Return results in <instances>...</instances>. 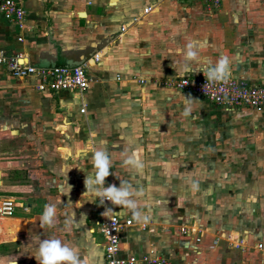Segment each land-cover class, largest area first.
<instances>
[{
    "label": "crops",
    "instance_id": "obj_1",
    "mask_svg": "<svg viewBox=\"0 0 264 264\" xmlns=\"http://www.w3.org/2000/svg\"><path fill=\"white\" fill-rule=\"evenodd\" d=\"M18 1L26 10L24 27L0 13V50L23 54L38 67L77 66L86 62L91 82L84 93L40 91L35 78L14 77L5 66H0V197L19 201L14 216L5 218L24 220L28 225L25 232H17L16 240L0 242V262L8 259L9 264L12 261L38 264L33 256L38 243L32 240L38 237L61 239L79 252L82 264H105V239L97 220L112 214L133 216L130 210L110 201L101 204L98 197L95 201H85L83 195L89 193L83 185L89 172L79 175L64 169L60 162L62 153L50 146L46 134L57 126L59 117L72 133L80 132L83 137V132H87L90 147L98 149L100 140L95 136L105 131L110 133L109 138L119 132L127 133L124 135L127 140H131L130 134L145 130L163 132L160 120L153 119L154 111L161 110L158 102H163L159 106L164 108L170 103L179 106V102L189 105V101L201 100L231 113L257 112L250 108L230 111L200 96L168 88L164 83L169 77L197 74L205 66L204 59L215 64L221 56H227L231 61V77L264 84V0H223L221 7L214 10H209L202 0ZM149 6L152 10L144 13ZM189 43L196 45L201 62H193L186 73H176L173 63L177 69L182 68ZM104 50L96 59L95 54ZM142 78L145 83L140 82ZM140 87H144L145 100L155 95L154 109L137 104L134 91ZM83 106H86L84 113L80 111ZM170 111L173 109L167 111L163 120L169 119ZM8 117L13 120L5 125L4 119L8 121ZM86 120L87 129L79 130L84 129ZM127 145L129 142L124 146ZM113 146L115 151L124 148L121 143ZM105 149L111 154L110 146ZM124 149L123 154L128 158L130 146ZM134 149L140 151L138 147ZM163 149L158 153L165 155ZM167 163L173 166L172 162ZM49 203L57 208V224L52 229L42 228L40 223L44 206ZM108 208L112 211L103 215ZM260 210L264 211V206L255 211ZM73 213L79 226L74 222L65 230V219ZM162 213L147 214L145 231L140 230L145 222L134 220V226L123 232L121 255L142 256L155 248L171 256L174 264H264L262 251L255 248L262 240L254 239L250 230H232V234L246 239L245 250L230 247L225 239L211 248L215 235L227 233V228L212 229L198 213L175 225L169 223L174 216L167 219ZM183 223H196L208 233L198 243L181 235L179 227ZM172 227L175 236L171 238L166 231L172 232Z\"/></svg>",
    "mask_w": 264,
    "mask_h": 264
},
{
    "label": "rangeland",
    "instance_id": "obj_2",
    "mask_svg": "<svg viewBox=\"0 0 264 264\" xmlns=\"http://www.w3.org/2000/svg\"><path fill=\"white\" fill-rule=\"evenodd\" d=\"M181 5L187 6L186 3ZM104 52L105 50L98 56H102ZM143 88L134 91L139 100L137 104L141 108L154 109L155 95L150 100H145ZM165 102L169 104L168 100ZM159 105L164 103L158 102L161 110L154 111L156 118L153 119L160 120L164 126L163 132L145 130L135 135L130 134L131 140H127L124 135L129 134L123 132L110 138V133L106 131L99 134V137L94 135L100 140L98 149L106 150V146L111 147V174L106 178V185L119 186L124 181L133 190L141 192L142 195L135 199L144 215L154 216L156 212H163L162 216L168 217L167 219L170 218L169 215L174 216L169 223L177 225L184 222L187 216L198 213L197 216L216 231L227 228L229 234L232 230L245 228L254 234V239L263 242L264 211L255 210L264 206V113H231L201 100L190 101L189 105L179 102V106H172L170 103L164 108ZM170 108L173 111L169 112V119L163 120ZM186 108H190L187 116L183 115ZM4 120L5 125H10L13 119L8 117V121L6 118ZM56 123L57 126L46 136L50 137V146L62 153L60 162L64 169L79 175L93 171L91 157L97 149L90 147L89 134L84 131L81 137L80 132L72 133L59 117ZM87 126L86 120L84 129L79 130H85ZM170 131L177 133L171 134ZM101 140L105 143L101 144ZM127 142L129 145L124 146ZM116 143H121L126 149L130 146V155L137 154L143 165L142 170L136 171L131 165L124 163L127 157L123 153L126 151L122 147L115 151L113 145ZM137 147L139 152L134 151ZM163 147L165 155L158 153ZM167 162H172L173 166L166 165ZM72 180L75 185L78 184L75 179ZM83 186L87 191L86 185ZM83 196L87 202L96 200L90 194ZM8 198L16 204L19 202L13 197ZM70 200L73 201L71 198ZM130 213L132 214L131 211ZM27 228V221L0 218V242L16 240L17 232H25ZM147 229L146 226L140 230ZM171 229L172 232L169 230L166 234L172 238L175 236V228ZM253 253L258 255L255 251ZM9 261L7 259L0 264H9ZM12 262L17 264L16 261Z\"/></svg>",
    "mask_w": 264,
    "mask_h": 264
},
{
    "label": "built area",
    "instance_id": "obj_3",
    "mask_svg": "<svg viewBox=\"0 0 264 264\" xmlns=\"http://www.w3.org/2000/svg\"><path fill=\"white\" fill-rule=\"evenodd\" d=\"M209 10L221 7L223 0H202ZM152 7H146L144 13H149ZM0 13L10 21L24 27L26 10L18 0H1ZM139 17L135 18L138 20ZM125 26L122 27L124 31ZM22 40V39H20ZM99 58L98 54L95 56ZM0 66H5L9 72L18 78L33 77L37 80L36 87L40 91H73L78 93L86 92L90 87L91 78L88 74V64L85 62L77 66H53L38 67L32 64L23 54H9L0 50ZM206 66V65H205ZM203 66V67H205ZM195 75H181L169 77L164 85L189 95L200 96L207 101L223 107L230 111L250 108L257 112H264V84H253L244 78L229 76L226 81H206L202 70ZM120 79V76H117ZM145 83V79L140 80ZM86 111V106L80 110ZM108 201H105V203ZM17 204L8 197H0V217H13ZM135 221L131 217H123L119 214H112L107 218L98 221L99 231L103 234L105 264H174L171 256L164 254L155 248H150L142 256L135 254L121 255L123 232L134 226ZM147 224L143 223L142 228ZM181 235L194 238L200 243L205 234L208 233L198 224L183 223L179 227ZM221 239L227 240L230 247L245 250L246 239L239 235L222 232L215 235L211 248H215ZM257 250L264 255V242L255 245Z\"/></svg>",
    "mask_w": 264,
    "mask_h": 264
},
{
    "label": "clouds",
    "instance_id": "obj_4",
    "mask_svg": "<svg viewBox=\"0 0 264 264\" xmlns=\"http://www.w3.org/2000/svg\"><path fill=\"white\" fill-rule=\"evenodd\" d=\"M184 61L180 69H177L173 63L176 73H186L191 70L193 62H201L199 51L195 44L189 43L187 45L184 53ZM230 63L231 61L227 56H221L215 64H212L208 59H204L203 64L206 66L203 67L202 72L206 77V81H226L230 76ZM189 114L190 108H186L183 115L187 116ZM91 163L94 170L89 172L85 179L86 192L94 198L98 197L101 200V204H104L105 201H110L112 205L124 210H130L133 219L137 223L147 222L149 217L142 214L135 199L136 196L142 195L141 192L133 190L132 186L124 181H121L119 186L115 184L106 186V178L111 174V159L109 153L104 149L95 150L91 157ZM124 163L131 165L136 171L142 170L143 167L136 153L128 156ZM110 211L112 209L108 208L103 215L107 216V213ZM74 222L78 227L79 223L75 220V213L65 219V230H69ZM40 223L42 228L52 229L56 227L57 208L54 203H49L44 206V210L40 216ZM32 240L38 243L37 251L33 255L38 264H82L79 252L59 238L39 239L38 237H32Z\"/></svg>",
    "mask_w": 264,
    "mask_h": 264
},
{
    "label": "water",
    "instance_id": "obj_5",
    "mask_svg": "<svg viewBox=\"0 0 264 264\" xmlns=\"http://www.w3.org/2000/svg\"><path fill=\"white\" fill-rule=\"evenodd\" d=\"M0 175H1V172H0ZM0 183H1V181H0Z\"/></svg>",
    "mask_w": 264,
    "mask_h": 264
},
{
    "label": "bare ground",
    "instance_id": "obj_6",
    "mask_svg": "<svg viewBox=\"0 0 264 264\" xmlns=\"http://www.w3.org/2000/svg\"><path fill=\"white\" fill-rule=\"evenodd\" d=\"M1 218H5V217H1Z\"/></svg>",
    "mask_w": 264,
    "mask_h": 264
}]
</instances>
